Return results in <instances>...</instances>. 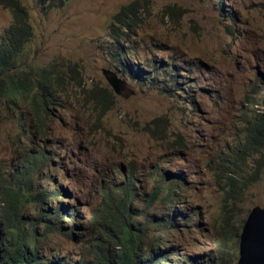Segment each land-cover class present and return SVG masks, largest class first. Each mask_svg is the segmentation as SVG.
<instances>
[{
    "label": "rangeland",
    "instance_id": "obj_1",
    "mask_svg": "<svg viewBox=\"0 0 264 264\" xmlns=\"http://www.w3.org/2000/svg\"><path fill=\"white\" fill-rule=\"evenodd\" d=\"M135 1L137 23L127 43H118L110 37L112 17ZM22 2L33 28L26 68L57 63L69 83L46 138L29 133L27 101L4 112L0 215L13 217L7 188L36 195L53 186L49 175L68 192L63 204L80 215L73 212L76 227L40 220L42 247L48 257L93 264L99 240L112 252L108 225L123 210L113 193L123 175L133 183L131 221L151 240L158 233L152 216L169 214L149 205L152 189L179 172L187 210L175 220H190L169 233L172 243L195 260L237 264L244 223L254 207L264 208V0H68L54 8ZM11 23L0 5V35ZM171 69L173 78L164 72ZM103 70L125 82L122 94ZM43 148L47 166L37 160ZM41 208L31 199L23 222ZM90 215L105 222L92 227Z\"/></svg>",
    "mask_w": 264,
    "mask_h": 264
},
{
    "label": "trees",
    "instance_id": "obj_2",
    "mask_svg": "<svg viewBox=\"0 0 264 264\" xmlns=\"http://www.w3.org/2000/svg\"><path fill=\"white\" fill-rule=\"evenodd\" d=\"M36 1L42 7L54 8L64 5L68 0ZM0 5L12 16V23L0 35V122L5 120L4 112L10 113L11 110L17 109L20 104L27 101L32 122L29 126V133L46 138L50 135L49 118L56 117L53 111L56 105L61 107L58 99L66 95L65 86L69 82H67L64 71L57 68L59 66L57 63L43 68H26L23 56L33 37L28 9L22 0H0ZM139 7L137 1L131 2L123 6L112 17L109 30L110 37L114 41L127 43L129 33L137 23ZM122 65L125 67L123 63ZM127 69L130 74L133 73L129 65ZM70 70L73 73L76 72L73 66ZM172 71L173 69L164 70L173 78ZM78 84L81 86L80 82ZM176 84L175 81L172 85ZM192 85H197V83ZM163 90L167 92L166 89ZM187 103L191 104V101ZM149 130L152 132L151 128ZM253 140L255 139L251 136L249 144ZM50 159L49 152L45 148L39 151L37 160L43 166H47ZM48 178L50 179L49 175L46 182L53 186L45 188L43 192L36 195L32 193L20 195L13 188H7L4 191V198L13 212V217L0 215V264H71L65 260V257H48L42 247L45 234L39 231L40 220L54 221L55 219L59 224L66 223L76 227V224L72 222V216H76L73 212L80 215L75 205H70L68 202L63 204L62 198L68 192L56 185L54 179L47 181ZM131 179L123 175L120 180L121 184L113 191L117 194L115 197L119 199L123 210L115 221L108 225L107 237L112 252L99 240L94 245L97 250L93 264H213L209 259L195 260V258L187 257L169 238L171 231L176 230L182 224L186 225L190 220L189 215L184 217L186 219L180 218L178 222L175 220L176 216L181 214L179 210H187L184 174L166 173L162 181L153 187L149 205H160L166 208L169 214L163 217L152 216V222L157 227L158 233L152 236L151 240H148L143 233V224L131 221L133 215L136 214L130 205L133 198ZM31 199H36L41 204V213L24 223L20 212L25 210ZM69 207L72 208L71 211L68 210ZM99 219L105 222L102 218L96 219L90 215L89 224L96 227L99 225ZM73 220L78 222L77 219Z\"/></svg>",
    "mask_w": 264,
    "mask_h": 264
},
{
    "label": "water",
    "instance_id": "obj_3",
    "mask_svg": "<svg viewBox=\"0 0 264 264\" xmlns=\"http://www.w3.org/2000/svg\"><path fill=\"white\" fill-rule=\"evenodd\" d=\"M107 82L117 94H122L125 82L116 73L103 70ZM237 264H264V208L254 207L244 223L239 242Z\"/></svg>",
    "mask_w": 264,
    "mask_h": 264
},
{
    "label": "bare ground",
    "instance_id": "obj_4",
    "mask_svg": "<svg viewBox=\"0 0 264 264\" xmlns=\"http://www.w3.org/2000/svg\"><path fill=\"white\" fill-rule=\"evenodd\" d=\"M49 180H51V178H50V179L48 178V181H49Z\"/></svg>",
    "mask_w": 264,
    "mask_h": 264
}]
</instances>
